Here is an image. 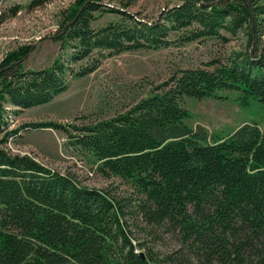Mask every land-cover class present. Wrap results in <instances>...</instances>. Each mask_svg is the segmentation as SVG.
<instances>
[{"label":"trees","instance_id":"16d2710c","mask_svg":"<svg viewBox=\"0 0 264 264\" xmlns=\"http://www.w3.org/2000/svg\"><path fill=\"white\" fill-rule=\"evenodd\" d=\"M122 3L73 0L51 36L71 51L46 67H23L32 44L0 61V264H264V130L256 122L225 135L190 127L184 105L185 97L222 99L226 90L241 106L257 101L264 113V0H178L151 22ZM19 8L10 6L9 15ZM105 9L120 19L93 27L94 13ZM238 37L243 48L173 69L113 116L8 129L9 112L50 101L67 89L68 77L90 73L103 56ZM22 128L62 131L69 147L94 158L99 174L120 177L133 193L117 196L8 153L2 145ZM134 229L143 237L133 238ZM158 230L179 247L159 254L147 246Z\"/></svg>","mask_w":264,"mask_h":264},{"label":"rangeland","instance_id":"374dc122","mask_svg":"<svg viewBox=\"0 0 264 264\" xmlns=\"http://www.w3.org/2000/svg\"><path fill=\"white\" fill-rule=\"evenodd\" d=\"M30 0H18L14 15L9 7L0 16V61L5 54L19 45L32 44V49L23 61L27 69H39L49 65L58 53L67 55L71 49H59V41L52 40L65 10L73 0H51L29 8ZM143 21H153L178 0H101L107 7H121ZM93 27L120 19L118 13L102 10L94 13ZM244 47L243 37L232 38L226 44L214 39L195 40L180 45L171 44L156 49H137L103 56L90 73L68 77L67 89L50 101L8 113V129L28 122L56 121L83 123L97 118H107L124 110L148 89L150 84L163 80L173 69L188 66H203L214 56L225 58L231 50ZM85 59L70 66L77 68ZM222 99H194L185 97L184 105L190 116L185 123L190 127L203 126L208 132L225 135L245 122H256L264 130V113L257 101L241 106L235 91H220ZM9 109H14L10 104ZM2 147L10 154H27L35 160L61 173H71L81 184L102 188L117 196L131 195L132 188L116 175L103 176L95 168L94 158L67 145L66 135L52 128H26L18 136H10ZM158 239L148 236L146 245L159 254L176 250L179 245L172 235L158 230ZM133 238H142L134 229ZM175 264V263H166Z\"/></svg>","mask_w":264,"mask_h":264},{"label":"built area","instance_id":"2783aa9c","mask_svg":"<svg viewBox=\"0 0 264 264\" xmlns=\"http://www.w3.org/2000/svg\"><path fill=\"white\" fill-rule=\"evenodd\" d=\"M18 0H0V16L4 13V11L10 6V3Z\"/></svg>","mask_w":264,"mask_h":264},{"label":"water","instance_id":"95a60500","mask_svg":"<svg viewBox=\"0 0 264 264\" xmlns=\"http://www.w3.org/2000/svg\"><path fill=\"white\" fill-rule=\"evenodd\" d=\"M140 255L142 256V253Z\"/></svg>","mask_w":264,"mask_h":264}]
</instances>
